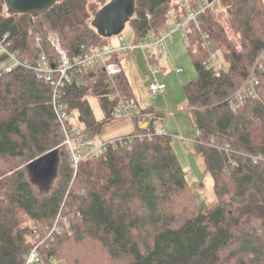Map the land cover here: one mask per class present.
Here are the masks:
<instances>
[{
    "label": "trees",
    "instance_id": "1",
    "mask_svg": "<svg viewBox=\"0 0 264 264\" xmlns=\"http://www.w3.org/2000/svg\"><path fill=\"white\" fill-rule=\"evenodd\" d=\"M178 5L135 0L127 23L133 42L167 25ZM30 19L8 15L0 0V42L24 64L0 76V264H28L31 254L36 261L30 264H79L78 256L91 261L87 250H73L84 244L103 252L106 264H264V64L257 66L264 0H217L199 19L209 49L197 29L187 30L196 76L183 85L184 109L194 124L193 151L216 200L203 211L172 137L156 133L161 114L152 109L136 111L135 132L123 136L133 138L129 145H110L73 167L53 87L33 68L42 58L54 68L60 64L49 33L58 36L70 64L96 54L107 39L92 28L85 0H59ZM210 52H219L226 65L218 73L207 63ZM6 60L1 54L0 63ZM251 73L259 79L258 98L236 105L230 99ZM67 75L56 99L67 128L102 136L114 121L116 93L133 98L127 77L121 72L110 79L96 65L72 67ZM88 95L98 100L102 120ZM50 151L57 153L55 174L42 185L29 163Z\"/></svg>",
    "mask_w": 264,
    "mask_h": 264
},
{
    "label": "rangeland",
    "instance_id": "2",
    "mask_svg": "<svg viewBox=\"0 0 264 264\" xmlns=\"http://www.w3.org/2000/svg\"><path fill=\"white\" fill-rule=\"evenodd\" d=\"M85 1L91 15L90 22L93 18V13L109 2V0H106L107 2L102 6V1L104 0ZM170 26L175 27L171 22ZM50 34L55 33H49L48 35ZM133 41V30L126 25L119 35L107 39V45L102 49H107L110 46L118 48L123 45L132 47L129 51H120L118 54V62L122 72L128 79L131 93L140 108L152 109L154 112L161 114L157 130L162 129L165 135L172 137L173 149L179 159L180 165L186 172V180L198 201L200 209L203 211L210 208L216 202L212 192V182L210 177L204 174L202 160L200 161V158L193 151L194 124L190 113L184 109L185 93L183 85L193 80L196 76L184 37L180 31H177L172 37L165 39V55L158 57L157 61L152 63L147 58V51L138 47V44L148 43L149 41L145 38L138 43H134ZM150 53L156 56L155 47L150 50ZM214 53L216 59L224 64L221 54L219 52ZM224 67H226L225 64ZM151 83H164L166 88L153 94L149 89ZM87 100L95 118L102 120L103 115L98 100L93 95H88ZM146 127L147 124L141 126L142 129ZM132 130L131 121L114 120L108 123L102 134V138L123 137L131 133ZM37 182L42 185L49 184L48 180L37 179ZM90 246L89 244H84L81 249L78 247L73 248V250H87L86 253L91 259V261L89 259L83 261L78 256L80 260L79 264H106L104 263V253L93 250ZM28 264H30L29 261Z\"/></svg>",
    "mask_w": 264,
    "mask_h": 264
},
{
    "label": "built area",
    "instance_id": "3",
    "mask_svg": "<svg viewBox=\"0 0 264 264\" xmlns=\"http://www.w3.org/2000/svg\"><path fill=\"white\" fill-rule=\"evenodd\" d=\"M217 0H211L208 2L204 1H193L194 5H190L187 0H178V8H173L167 14V25L159 28L158 31H151L147 36L146 40L148 43L138 44V47L147 51V58L149 62L155 61L158 57L164 56L166 52L165 39L172 37V35L180 31L184 37L186 47H189L190 41L187 35V30L193 26L200 32L201 39L207 49L211 48L212 43L208 40L207 36L200 31L201 22L200 17L216 2ZM170 22L175 26H170ZM39 39L37 38V41ZM48 41L51 46L55 49L59 56V66L54 68L50 66L44 58L41 59L39 65L33 68L37 73L39 79L48 82L53 87V105L56 112L57 118L61 124L64 132L65 140L64 145L67 151L70 153V158L73 163V167L76 169L80 160L82 159H93L99 154L105 152L107 148L111 146H126L132 141V137H117L110 139H103L102 136L95 135L92 137L86 136L82 131L73 127L68 129L66 126V120H68L67 114L62 110V107L56 106V99L58 98V88L62 86L64 81H68L69 77L67 72L72 67L87 66L93 68V66H101L106 75L113 79L119 75L122 70L118 62V54L120 51H129L132 47L123 45L122 47L115 48L110 46L107 49H101L96 54H87L84 57H77L74 60V64H70L66 52L60 47L58 36L56 34L48 35ZM155 47V54H151L150 50ZM5 54L7 60L0 63V76L3 74L10 73L15 66L21 65L15 56L11 53L8 48V44L0 42V55ZM112 57L116 58L112 61ZM207 63L213 72L218 73L224 68V64L220 63L215 56L214 52L209 53ZM264 64V49L257 58V66L262 67ZM181 71V70H179ZM259 86V79L251 73L250 76L244 81L242 87L233 95L230 99L231 102L236 105H242L247 97L258 98L257 89ZM166 88L165 84L151 83L149 89L151 93L155 94ZM115 99L117 105L112 113L113 120H129L131 121L136 115V101L132 97L116 93ZM158 135H164L163 130H157ZM153 134L148 133L146 137H151ZM144 135H134V138L141 140ZM29 263L35 262V255L31 254Z\"/></svg>",
    "mask_w": 264,
    "mask_h": 264
},
{
    "label": "water",
    "instance_id": "4",
    "mask_svg": "<svg viewBox=\"0 0 264 264\" xmlns=\"http://www.w3.org/2000/svg\"><path fill=\"white\" fill-rule=\"evenodd\" d=\"M57 1L59 0H3L8 15L25 14L31 17L30 21L46 14ZM134 13L135 0H109L93 13L90 24L100 37L109 39L124 30ZM56 162V151H50L31 161L29 168L36 180H49L55 174Z\"/></svg>",
    "mask_w": 264,
    "mask_h": 264
},
{
    "label": "crops",
    "instance_id": "5",
    "mask_svg": "<svg viewBox=\"0 0 264 264\" xmlns=\"http://www.w3.org/2000/svg\"><path fill=\"white\" fill-rule=\"evenodd\" d=\"M155 61H157V60H155ZM155 61H153V62H155ZM161 84H164V83H161ZM166 86V85H165ZM134 98V97H133ZM136 101V100H135ZM136 111H139V110H141L142 108H140L139 106H138V104H137V101H136ZM137 113V112H136ZM131 122H132V127H133V130L131 131V133H129V134H132V133H134L135 132V129H136V125L138 124V123H135L133 120H131ZM144 124H147L146 122H143V124H141V125H139V127L141 128V126H143ZM128 134V135H129ZM110 138H114V137H106V139H110ZM200 161H201V159H200ZM201 163H202V167L204 168V164H203V161H201ZM204 171V170H203Z\"/></svg>",
    "mask_w": 264,
    "mask_h": 264
}]
</instances>
